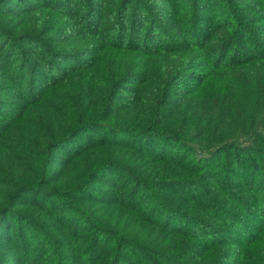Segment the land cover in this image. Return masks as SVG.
<instances>
[{
    "label": "trees",
    "instance_id": "trees-1",
    "mask_svg": "<svg viewBox=\"0 0 264 264\" xmlns=\"http://www.w3.org/2000/svg\"><path fill=\"white\" fill-rule=\"evenodd\" d=\"M0 247L264 264V0H0Z\"/></svg>",
    "mask_w": 264,
    "mask_h": 264
},
{
    "label": "rangeland",
    "instance_id": "rangeland-1",
    "mask_svg": "<svg viewBox=\"0 0 264 264\" xmlns=\"http://www.w3.org/2000/svg\"><path fill=\"white\" fill-rule=\"evenodd\" d=\"M64 151L65 150H63V151H59L58 153H60L59 155H62L63 153H64ZM175 152H177V150H175ZM174 151H173V153L174 154H176ZM57 155V154H56ZM80 169H81V165H79V167H78V169H77V171H76V174H78L79 173V171H80ZM111 174L112 175H115V176H117V178L120 176L119 174H117L116 172H114V171H112L111 172ZM102 186H99V188H101ZM25 196H23V197H21L20 198V200H19V202H18V205L17 206H15V208H14V210L16 211L15 213H22V212H24V211H26V207H25V204H28V203H30L31 201H32V196H30L29 194H24ZM35 197V196H34ZM39 201L40 202H42L43 201V198L42 197H40L39 198ZM44 201H47V200H44ZM45 203H48L47 205H49V207H52V206H55L54 208L56 209L57 208V205L56 204H54V203H52V202H50V201H48V202H45ZM68 204H70V205H74V203L75 202H67ZM56 211V210H55ZM60 213H63V216L66 218V219H72L73 218V213L72 212H69V211H63V210H59V214ZM13 215H14V212H13ZM115 217H120V215L119 214H117ZM12 218H14V216H12ZM14 226H13V229H12V233H15V231H16V225L15 224H13ZM13 236V235H12ZM101 244V245H100ZM100 244H98L97 245V248H100V249H103V250H105V248L106 247H111V245H112V243L110 242V241H105V243H100ZM103 247H105V248H103ZM107 249V248H106ZM38 251H37V249H36V253H37ZM12 252L10 251V250H7L5 247H0V258H4L6 255H9V254H11ZM12 257H15V256H12ZM31 257H33V255H31ZM98 257V256H97ZM94 258L96 259V255H94ZM98 260L99 261H102L103 260V257H98ZM78 261V260H77Z\"/></svg>",
    "mask_w": 264,
    "mask_h": 264
}]
</instances>
